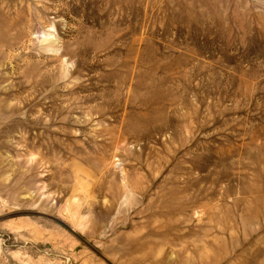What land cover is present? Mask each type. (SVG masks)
I'll return each mask as SVG.
<instances>
[{"label":"rangeland","instance_id":"rangeland-1","mask_svg":"<svg viewBox=\"0 0 264 264\" xmlns=\"http://www.w3.org/2000/svg\"><path fill=\"white\" fill-rule=\"evenodd\" d=\"M0 264H264V0H0Z\"/></svg>","mask_w":264,"mask_h":264}]
</instances>
